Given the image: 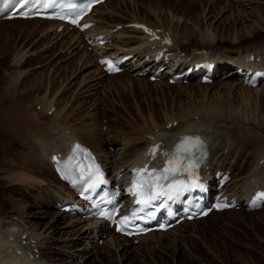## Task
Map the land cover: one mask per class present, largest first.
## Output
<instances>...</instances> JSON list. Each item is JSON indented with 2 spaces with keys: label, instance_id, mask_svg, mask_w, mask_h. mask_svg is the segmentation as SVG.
I'll list each match as a JSON object with an SVG mask.
<instances>
[{
  "label": "rangeland",
  "instance_id": "rangeland-1",
  "mask_svg": "<svg viewBox=\"0 0 264 264\" xmlns=\"http://www.w3.org/2000/svg\"><path fill=\"white\" fill-rule=\"evenodd\" d=\"M112 7L115 9H110L112 11L110 15H103L101 24L113 23L111 26L114 27L118 22L144 19V22L150 21L157 26L169 25L174 30L177 45L187 52L184 54L192 52L193 56L190 57H195L194 54L197 52L203 56L205 52L199 47H204L208 55H217V53L225 55L229 52L246 55L247 52L255 51V55L259 52L264 60V53L261 54L259 50L264 46V0H137V2L135 0L132 3L128 0L124 2L110 0L106 3V8ZM154 8H156L155 12L152 10ZM96 15L100 16L98 13ZM0 22V79L7 78L14 69L15 72L22 70L17 80V98L14 102L18 105L22 103L24 108L27 106L26 110L24 108L23 110L28 117L27 124L24 127L20 126L12 135L2 134L0 130V144L3 148L0 150V164H3L0 169L1 213L8 210V213L12 215L15 213L21 217L18 209H15L18 200L24 202L27 213L38 208L35 201L52 200L50 194L44 197L39 187L26 184L29 187L24 188L25 185L16 178L11 180L9 175V177L5 176L8 170H14L13 172L21 170L22 173L25 171L24 174L43 176L45 180H51L54 184L65 188L63 182L56 178L47 161H44L41 170L29 167L30 153L38 147L37 139L46 138V135L43 136L41 133L43 128L51 123L49 115L51 112L42 111L43 107L40 105L50 100L53 107L62 106L59 124L64 123L65 127L68 125L67 128H73L78 132L79 126L84 123L97 130L111 129L110 132L113 131V134L126 131L145 132L149 130L147 127L151 128L154 124L163 125L171 118L179 121L193 115H200L204 123L213 125V121L210 122L213 120L209 117L210 110L212 107L221 106L230 116L226 124L230 126L228 128L233 133L232 137L242 133L255 136L252 141L247 140V137L245 140L240 137L243 139L240 153L235 156L229 153L226 157L224 168L234 157L236 160L230 171L231 179L227 184L233 180L231 184L239 185L242 177L254 167L260 148L264 146V91L253 93L248 90L257 86L245 87L247 85L243 83L235 84V80L238 79L221 77V74L230 68L218 72L215 78L208 82H199L197 78L177 82H169L165 78L155 81L150 80L148 75L140 78L126 68L115 76L105 73L97 78V75L94 77L93 74H90L91 76L87 74L88 70L97 68V52L93 53L89 46L80 45L75 54L68 55L64 50L67 44L68 47L70 46L72 37L76 33L75 28V30H62L56 43L49 44L46 49L44 48L45 50L39 52L42 46L52 40V34L39 37L46 21L31 19ZM124 23L122 26L125 29L123 27L115 29L124 31V35L121 34L119 37V43L125 41L123 43L136 46L142 41V31L130 26L138 30L137 33L131 32L129 26H125ZM206 25L213 27L216 35H213ZM208 29L211 36H208ZM79 35L81 37V33ZM25 49L29 55L24 61L18 66L12 64L13 54ZM190 57L188 58L192 59ZM35 64L38 65L34 66ZM97 83H99L98 87L92 89ZM3 84V81H0V93L3 91ZM260 88L264 89L262 86ZM20 98L22 100L18 102ZM217 122L219 123L218 120ZM221 124L224 129V123ZM156 129L154 133L157 132ZM135 148L136 146H133L129 151ZM228 150L225 147L223 154L228 153L230 151ZM122 160L117 159V163L109 162L106 166L111 173L115 169H121L123 173L126 167L123 168L125 163H121L124 162ZM11 177H14V173ZM55 210L51 208L49 212ZM24 219L27 222V218ZM31 219L35 221L34 218ZM49 219L48 215L43 217L41 225L46 224ZM174 227H176L175 234L170 237L161 238L155 234L149 237V239L153 237L155 241L151 239L147 243L131 240L134 244L130 254L134 257L132 264H165V261L168 264H264V204L256 209H247L244 205H240L212 211L204 218L182 221ZM103 234L101 232L100 237H103ZM109 238L107 242L112 240L110 236ZM95 239L97 246L102 249L101 255L104 256L102 262L97 264H130V261L122 262L119 259L122 251L116 254L113 248L105 245V241H101V238ZM46 248L48 247H42V255L49 259L50 255ZM88 263V261L84 262V264Z\"/></svg>",
  "mask_w": 264,
  "mask_h": 264
},
{
  "label": "bare ground",
  "instance_id": "bare-ground-1",
  "mask_svg": "<svg viewBox=\"0 0 264 264\" xmlns=\"http://www.w3.org/2000/svg\"><path fill=\"white\" fill-rule=\"evenodd\" d=\"M108 1H110V0H105L104 2H100L96 6H94V10L101 17L96 15V14H95L96 16L94 14H92L91 16H89V18H91L94 22L93 25L91 26V29H94L96 31L105 32V34L107 36L112 37V40L107 41L104 44H94V45H92L91 48H92V50L105 49L109 52H113V54H119V55H123V54H127V53L132 52L133 53L132 57L126 61L127 70L129 72H131L132 74H135L139 77L140 76L142 77L143 72H146L147 70H148V72L151 71L152 66H154V62H150L151 56L149 55L146 57V54L152 52L151 46L153 43H155V41H147L146 35H144L142 32V34H141L142 41L139 44H137L136 46H131V44H129L130 45L129 46V45L123 43L125 41H123L122 43H119V37L121 36V34L124 35V33H123L124 31H122L121 29H120L121 31H119V29L118 30H112L111 28H113V27L111 26V24H113V23L101 24L103 22V20H102L103 15L104 14L110 15L112 13V11L110 9H115L113 7L112 8H106V3ZM122 1L124 2V0H122ZM128 1L132 3L135 0H128ZM136 2H137V0H136ZM156 8L152 9L153 12H155ZM215 17H217V16H215ZM31 19H39L41 21H46V24H44V26L41 28L42 30L39 33V37H42L46 34H48V35L52 34L51 35L52 40L51 41L49 40L47 45H45L44 47L42 46L41 49L38 50L39 52H41L42 49H44V48L46 49L49 44H54L59 40L61 32L54 30V27L56 25L55 20L42 19V18H38V17H30V18L12 17L9 19H0V21H3V22H9V21H14V20L15 21L16 20L27 21V20H31ZM140 21H141V19H140ZM143 21H144V19H143ZM214 21H215V19H214ZM122 23H124V22H122ZM147 23H149L153 26H156V27H161L162 29L168 28L167 30L170 32L172 38H174L172 43L170 45H168L166 50H164L161 57L157 56V58H156V62L160 60L159 61L160 64L162 62V59L164 60V62L167 63L166 72L171 71L173 69V67L175 66V64L177 63V61H179V64L177 66L178 68L175 71H182V72L186 71L187 67L189 65H191V67H194L195 63L199 59L202 58V56H200V54L197 52L196 54L193 53L195 57H190L192 59H188L189 56H193L192 52L190 54H184V53L177 51V48L175 47V36H174L175 33H173L174 30H172L171 26H169V25L157 26L150 21H148ZM251 23H252V21H251ZM167 26H169V27H167ZM206 26H208L211 29V31L213 32V35H216L215 29L213 27H210L209 25H206ZM121 27H123V26H121ZM123 28L125 29V27H123ZM129 28L131 29V32L136 31V33H137V31H138L137 29H133V27L132 28L129 27ZM210 29H208V36H211V32H209ZM246 31H248V30H246ZM78 32L79 31L76 29V33H74V35L72 37L73 40L70 43V46L68 47V44H67L64 48V50L66 51V54H68V55L75 54L76 51H78V49H79L80 37L78 35ZM205 32H207V30ZM212 40H214V39H212ZM2 41H4V40H2ZM5 42H7V41L5 40ZM127 42H129V41H127ZM164 45H165L164 43L158 42L157 48L164 46ZM259 50H260L261 54H263L264 53V46ZM32 51L35 52V50H32ZM203 52H205V54H206L207 53L206 49H203ZM252 52H254V54H255V51H252ZM247 53H249V52H247ZM258 53L259 52H257V54ZM205 54H203V55H205ZM237 54H238L237 52H229L225 55H222V53H220V54L217 53V55L211 54L210 57H212L215 60V62L218 63V66H219L218 70L219 71L220 70L223 71V69L230 68V70L228 69L227 72L221 74L222 75L221 77H225L226 79H238V81L235 80V84H239V83L240 84L241 83L247 84V83H249V81H248L249 74H248V76L246 75V72L248 71V69L251 68L253 71L259 65L264 66V60L262 58H260V60L253 59L251 61H246L244 58L245 55H243L241 53L239 55H237ZM9 55H11V53ZM13 55H14V57H13L14 59L12 60L11 63L18 66L19 63H22L24 61V59L29 55V53L25 49V50H21L20 53L17 52V53H14ZM263 56H264V54H263ZM96 62L98 63L97 60H96ZM185 62H187V63L182 66V63H185ZM225 62H227V63L224 65ZM91 63H93V62H91ZM232 63H233V65H232ZM160 64H156L155 67H157ZM238 67L242 68V75L241 76L236 73V70ZM14 70H13L14 73L12 72L11 74H8L7 78L1 77V79H0V81H3V83H4L3 84V91L0 93V130H1L2 134H7V135L8 134L12 135L15 131L19 130L20 126L24 127L28 122V117L25 114V111L23 110L24 107L22 106V103H20L21 105L20 104L18 105V103H15L16 102L15 99L17 98L16 97V92H17L16 84H17L18 77H20V75L22 74L21 73L22 70L21 71L19 70L20 72L19 71L15 72ZM104 72L105 71L102 72V69L95 67L94 69L88 70L87 74L88 73H89V75L93 74L94 77H95V75H97L96 77L100 78L105 74ZM119 72H121V71L111 73V75L115 76ZM139 72H141V74H139ZM108 75H110V74H108ZM86 78L88 79V76ZM197 78H198V76H197ZM162 79L163 78L161 76V78L157 79V80H162ZM157 80H155V81H157ZM243 81H245V82H243ZM93 83H94V81H93ZM98 85H99V83L95 84L92 89L97 88ZM261 86L264 87L262 81L258 82V83L251 84L250 86H248V84H247V86H245V87H251V88L256 87V88L248 90V91H251L253 93H260V92L264 91V89L260 88ZM21 100L22 99L20 98V100L18 102H21ZM40 106L43 107L42 111H44V112H47V110L52 107V109L49 111V112H51V114H49L51 116V123H49V125L44 127L42 130L41 134L43 136L46 135V138H44V139L41 138L42 140L37 139L39 145L37 148L32 150L30 153V159L31 160L29 161V167H31V168L34 167L36 169L37 168L40 169V167L43 164H45L46 161H47V164H49L48 156H49L50 152L55 151V150H57V151L61 150L63 152L67 148L68 141H70L71 139H73L75 137V138L81 140L82 142L88 144L89 146H91V148L98 154V156L103 160V162L105 164H107L109 162H116L117 159L121 158V160H122V158H123L124 162H121V163H125L124 166L123 165L122 166L124 168L126 167V170L120 174H121V177L123 178V180H125L126 182H128L129 177L131 176L133 171H138V169H137V166L139 165L138 160L141 157L142 152L145 149L148 142L151 141L152 137L157 138V139L161 140L163 143L168 144L170 141L169 137L172 138L173 136H176V135H178L182 132H185V131L198 130L201 133H203L206 136V138L209 140L210 154H209L208 159L206 160L205 164H208V168L211 167V169H212V172L210 174L211 175V178H210L211 181H213V175H214L215 171L218 168H224L223 163H224L225 159H227L226 157H228L229 153H233L234 156L240 153L239 150L243 146V139L240 137H243L244 140H245V137H247V140H249V141H252L253 138L255 137L252 135L249 136V134L245 135L243 133H242V135L236 134L232 137L233 133L228 128L230 126L226 124V121L230 120V116L228 113H225L226 111H224L223 108H221V106L220 107H212L211 110L209 109L210 110L209 117H211L213 119V120H210V122L213 121V125L204 123L202 120L203 118L200 115H198V116L193 115V116H188V117H184V118L180 119L179 121L176 122L175 125L173 124V120H175V119L171 118V119L167 120V122L164 123L163 125L154 124V126L152 125L153 127H151V128L147 127V129H149V130L145 131V132L126 131V132H121V133H117V134H115V133L113 134L112 133L113 131L110 132L111 129H110V131H108V130L103 131L101 128H100L101 130H97V128L95 129V127H93V126H87V124H84V123H82L79 126L80 128H78L79 129L78 132H75L74 130L71 131V129L65 131V128H66L64 126L65 124L64 123L59 124L60 123L59 120L62 116V106H61V108H58L59 106L57 108L53 107L54 105L52 104V100L45 101ZM26 108H27V106H26ZM26 108H24V109L26 110ZM234 119H235V117H234ZM217 120L219 121V123L217 122ZM220 121H222L224 123V125H225V127H223L224 129H222L223 125L221 124L222 122L220 123ZM169 123H170V125H168ZM155 128H157L156 133H154ZM209 128H211V129H209ZM2 136H1V138H2ZM0 146H1V144H0ZM113 146H115V147H113ZM133 146H136L135 150L129 151L132 149ZM111 147H113V149H111ZM225 147H227L230 151L228 150L229 152L224 155L223 151H224ZM2 149L3 148L1 146L0 150H2ZM263 153H264V146H262L260 148V152H259V155H258L256 161H255L254 167L250 170V172L245 177H242V180L239 183V185L236 183L231 184V182H233V180L229 184H227V183L224 184L225 191H228L226 193L227 197L228 198H234L235 203L240 202V203L246 205L250 199L251 193H253L255 191V188L264 187V159H263L262 163H259V160H258L262 156ZM119 161L120 160H118V162ZM235 163H236V160L234 157L232 159V162L228 166H226V169L233 168ZM2 166H3V164H0V169L2 168ZM13 171L14 170H8L7 173H5L6 175L5 174L4 175L7 177L10 176L9 178H11V180L16 178V180L18 182L25 185V187H24V185L22 186L24 188H26V186H28L26 184L33 185V186H35V188L39 187L40 190H42L43 194L42 193L41 194L44 195V197H46L47 194H50L49 196L51 197L52 202H49L48 200H40V201L34 200L36 203V206L38 208H36V210L32 211L31 213H27V212H25L26 207L24 208V202L22 203L21 201L18 200V204L16 205L15 209L16 208L18 209L17 211L23 219H21V217H18V216H12V213H8L9 212L8 210H7L8 212L3 211L4 213H1L2 211H0V264H24V263L29 261L28 259L25 258L24 249L25 248L26 249L27 248L32 249V247H36V246L38 247V249H36V251L39 253V255H38V257H36L34 259L37 261H40L44 264H84L85 261H88L89 262L88 264H97L98 262H102V259L104 257L103 255H101L100 250H102V249H100L99 245H98L99 246V248H98L97 243L95 241V236H98L100 232L94 231V229L96 227L102 226L101 222H96L94 220H92V221H94V222H92L90 220H87L86 218H83L82 216H79V215L67 216L65 213L61 212L60 210H55L53 212H49V211H51L49 206H51L54 203L56 198L70 197L72 194V190H68L67 188H63L62 185L58 186V185L54 184V182H52L51 180H45L43 178V176H35L33 174H24L25 171L22 173L21 170L20 171L17 170L16 172H13ZM13 173H14V177H11V174H13ZM25 175H27V176H25ZM29 190H30V188H29ZM31 195H29V196L32 197ZM36 195H35V197L37 198L38 195L37 196ZM36 198H34V199H36ZM43 201H45L46 203H44ZM0 210H1V208H0ZM211 211L209 213H211ZM219 211H221V210H219ZM209 213L206 214L204 217L209 215ZM13 214L15 215V213H13ZM46 215H48V217H50V219L48 222H46V224L41 225L43 223V221H41V219L43 217H45ZM24 217L27 218V222H30V224L33 223V224H31L32 226L25 221ZM31 217L34 218L35 221H33L31 219ZM204 217H200V218H204ZM200 218H198V219H200ZM195 219H192V220H195ZM174 229H175V227L173 229L169 228L166 230H155V231H150L148 233L139 235V238H140L139 242L147 243L148 241L153 239V237L150 239H149V237H151L155 234L157 237H161V238L167 237V236L170 237V236L175 234ZM22 234H24V236H22ZM109 234H110V237L112 238V240H111L112 242L110 240L107 242L108 239H104V241L106 243L105 245L113 248L115 250L116 254H117V252H119V254H120V251H122L121 258H119V257L118 258L120 260H122V262L123 261H126V262L130 261V264H132L134 262V257H133V255H130V254L132 252V244L133 243L126 241V240H123V239H120V237L114 233H112V234L109 233ZM179 235H180V233H179ZM177 236H178V234H177ZM169 237H168V239H169ZM171 238H174V237H171ZM139 242H138V244H141ZM138 244H137V246H138ZM156 244H158V243H156ZM159 244H161V243H159ZM42 247H48L46 249H47V253H49V255H50L49 259H46L43 257ZM50 247H51V249H50ZM158 248H160V247H158ZM16 249H19V252H17ZM46 254H44V255H46ZM83 259H84V261H82ZM118 262H119V260H118ZM165 264H168V263H166V261H165ZM170 264H173V263H170Z\"/></svg>",
  "mask_w": 264,
  "mask_h": 264
},
{
  "label": "snow or ice",
  "instance_id": "snow-or-ice-1",
  "mask_svg": "<svg viewBox=\"0 0 264 264\" xmlns=\"http://www.w3.org/2000/svg\"><path fill=\"white\" fill-rule=\"evenodd\" d=\"M56 4V0H0V12L5 9L12 8L14 9V14H20L28 16L32 14V10L35 9V14H40L42 8L53 7ZM17 5L19 7L17 8ZM22 9H27L26 11H21ZM75 19L72 20V23H76ZM87 27V25H85ZM101 63H109V70H115L111 67L110 62L101 61ZM79 148L80 146H76ZM149 154L153 157L157 155H164L167 161L166 167L162 170L163 173H169L171 175H176L178 173L187 172L190 182L174 180L167 184V190L163 185H159L158 181L150 182H140L139 191L138 182L134 181L131 188L127 191L133 193L137 197L147 196L146 200L137 199L135 202L137 204H143L145 208L149 207L153 201L159 199L161 196L167 197L168 199H173L174 196H178L183 192L191 191L196 188H203L202 182L199 180L197 174L199 167L204 161L206 156V144L201 138L197 135H186L180 139L178 143L173 145V149L169 152H165L163 147L159 144L154 145L149 149ZM55 160L56 157H53ZM180 161L179 167H175L176 161ZM142 171L145 174H148V169L138 170ZM156 171L153 170L152 175H155ZM162 179H167V176H162ZM100 184L105 183V181H99ZM98 184L90 183L88 185V190L98 187ZM159 187L160 190L156 191V188ZM87 198V197H86ZM257 199H264V193L257 194ZM255 203V201L253 202ZM226 205H218V207H224ZM143 210V209H142ZM206 214V213H205ZM135 215V214H133ZM123 221H129V217H123ZM161 227H164L161 225ZM118 231H122V228H118Z\"/></svg>",
  "mask_w": 264,
  "mask_h": 264
}]
</instances>
